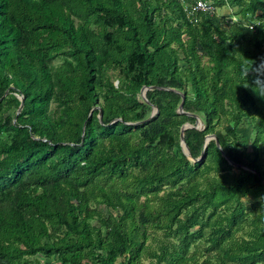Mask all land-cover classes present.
<instances>
[{"label":"trees","instance_id":"1","mask_svg":"<svg viewBox=\"0 0 264 264\" xmlns=\"http://www.w3.org/2000/svg\"><path fill=\"white\" fill-rule=\"evenodd\" d=\"M213 5L0 0V264H264V0Z\"/></svg>","mask_w":264,"mask_h":264},{"label":"rangeland","instance_id":"2","mask_svg":"<svg viewBox=\"0 0 264 264\" xmlns=\"http://www.w3.org/2000/svg\"><path fill=\"white\" fill-rule=\"evenodd\" d=\"M239 11H240V8H238V7H234V8H230L229 6L228 7H223V8H218V13H219V15H218V17H220V16H227V20L229 21V22H232V23H236L240 18H241V14L239 13ZM257 14H260V11H257L256 12V15ZM260 21L258 20V19H255V20H253L250 24H249V26H256L258 23H259ZM205 60V59H204ZM109 75H111L112 74V71H110L109 70V73H108ZM113 81H114V85L116 86L117 85V81H115V79H113ZM143 95H144V92H140V94L138 95V97H140L141 99H143L142 97H143ZM152 113H155V109L153 108V111H152ZM151 113V114H152ZM198 124L196 125V127H198V129L199 130H202L203 128V122L198 118V122H197ZM187 124V123H186ZM237 133L239 134V136L240 137H242V139L244 140V142L247 144V145H250L251 144V142H252V137H253V133H252V131H251V128L250 127H248V126H246V125H242L239 129H238V131H237ZM180 148H181V151L183 152V151H185V148H184V146H181L180 145ZM250 151V150H249ZM115 213V212H114ZM119 214V211H116V213H115V215H118ZM37 257V259L39 260V262L42 264H48V263H50V260H47V259H44L43 257H41V256H36Z\"/></svg>","mask_w":264,"mask_h":264},{"label":"clouds","instance_id":"3","mask_svg":"<svg viewBox=\"0 0 264 264\" xmlns=\"http://www.w3.org/2000/svg\"><path fill=\"white\" fill-rule=\"evenodd\" d=\"M65 62V58L59 57L52 61L50 68L57 70ZM245 76L248 83L244 84L246 87L252 89V91L258 96L264 98V61L255 63L250 69H244ZM249 77H251V83H249Z\"/></svg>","mask_w":264,"mask_h":264},{"label":"built area","instance_id":"4","mask_svg":"<svg viewBox=\"0 0 264 264\" xmlns=\"http://www.w3.org/2000/svg\"><path fill=\"white\" fill-rule=\"evenodd\" d=\"M181 6L184 16L189 22H196L198 20V16L202 14L209 16L219 14L218 8L207 0H191L190 2L181 0Z\"/></svg>","mask_w":264,"mask_h":264},{"label":"water","instance_id":"5","mask_svg":"<svg viewBox=\"0 0 264 264\" xmlns=\"http://www.w3.org/2000/svg\"><path fill=\"white\" fill-rule=\"evenodd\" d=\"M148 89H150V88L143 87V88L141 89V92H144V95H143V97H142L143 100H146V99H145V92H146ZM19 99H20V106H19V108H18V111H17L16 115H18L19 112L21 111V109L23 108V97H19ZM182 106H183V97H182L181 103H180L179 106H178L177 113H179V114H183V113H184V112H183V109H182ZM156 114H157V110H155V113H152V114L150 115V118H149V119H151L152 117H154ZM100 116H101V113L99 114V117H100ZM190 116L195 117L194 115H190ZM197 122H198V120L196 121V125L198 124ZM191 127H192V126L189 125V124H184V125L181 127V129H180V145H181V146H184L185 151H183V153H184L188 158H190V157H189V154H188V149H187V147H186L185 144H184L183 133H184V131H185L186 129L191 128ZM195 128L198 129V127H196V126H195ZM202 128L204 129V127H202ZM198 130H199V129H198ZM211 140H215V142H216V146L220 149V146H219L218 141H217V140L215 139V137L212 136V135L206 136V142H205V144H207V143H208L209 141H211ZM203 157H204V153H202V155H201V157H200L199 160H201Z\"/></svg>","mask_w":264,"mask_h":264},{"label":"crops","instance_id":"6","mask_svg":"<svg viewBox=\"0 0 264 264\" xmlns=\"http://www.w3.org/2000/svg\"><path fill=\"white\" fill-rule=\"evenodd\" d=\"M207 1L213 3V0H207Z\"/></svg>","mask_w":264,"mask_h":264}]
</instances>
